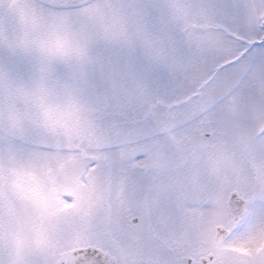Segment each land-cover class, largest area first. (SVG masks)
I'll return each instance as SVG.
<instances>
[{"label": "snow or ice", "instance_id": "snow-or-ice-1", "mask_svg": "<svg viewBox=\"0 0 264 264\" xmlns=\"http://www.w3.org/2000/svg\"><path fill=\"white\" fill-rule=\"evenodd\" d=\"M0 264H264V0H0Z\"/></svg>", "mask_w": 264, "mask_h": 264}]
</instances>
